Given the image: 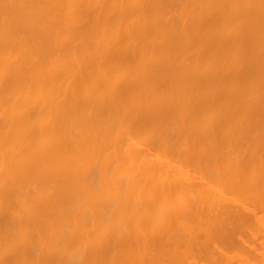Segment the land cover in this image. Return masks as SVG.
<instances>
[{"label":"bare ground","instance_id":"bare-ground-1","mask_svg":"<svg viewBox=\"0 0 264 264\" xmlns=\"http://www.w3.org/2000/svg\"><path fill=\"white\" fill-rule=\"evenodd\" d=\"M0 264H264V0H0Z\"/></svg>","mask_w":264,"mask_h":264}]
</instances>
